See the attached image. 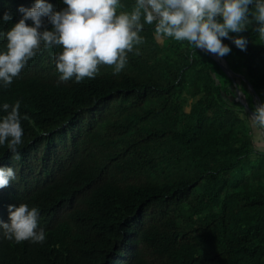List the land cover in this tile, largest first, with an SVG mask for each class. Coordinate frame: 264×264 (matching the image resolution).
Masks as SVG:
<instances>
[{
	"label": "trees",
	"instance_id": "obj_1",
	"mask_svg": "<svg viewBox=\"0 0 264 264\" xmlns=\"http://www.w3.org/2000/svg\"><path fill=\"white\" fill-rule=\"evenodd\" d=\"M32 3L0 0V14L13 13L0 30ZM120 3L130 11L135 0ZM254 23L240 33L246 50L223 38L251 110L246 82L264 94ZM140 35L118 74L102 64L94 77L59 81L56 46L0 89V102L19 99L28 117L20 160L0 145V165L16 171L0 188L1 220L24 202L39 207L46 232L42 244L0 235V264H264V148L231 78L186 41H158L152 25Z\"/></svg>",
	"mask_w": 264,
	"mask_h": 264
},
{
	"label": "clouds",
	"instance_id": "obj_2",
	"mask_svg": "<svg viewBox=\"0 0 264 264\" xmlns=\"http://www.w3.org/2000/svg\"><path fill=\"white\" fill-rule=\"evenodd\" d=\"M65 7L56 10L50 0H33L30 7L18 5L19 18L6 30H0V89L11 86L28 61L42 49L58 46L53 57L59 81L94 77L102 64L113 65V74L121 72L128 53L140 45L145 25L154 27L157 40L171 37L186 41L192 48L224 57L231 52L227 38L240 50L248 39L240 35L255 22L254 31L264 40V0H135L130 11H117L120 0H62ZM13 13L0 14V24L12 21ZM30 21V23L28 22ZM235 33V35H233ZM135 51L138 53L139 48ZM239 76V75H238ZM241 92V91H240ZM244 95V93L241 92ZM245 98V96H244ZM246 100V99H245ZM255 101L247 114L255 137L264 138V100ZM20 100L0 102V145H6L11 159L20 160L24 129ZM16 179L12 166L0 165V188ZM8 220H1L0 235L19 243H44L46 232L39 226L40 209L20 202L9 204Z\"/></svg>",
	"mask_w": 264,
	"mask_h": 264
},
{
	"label": "water",
	"instance_id": "obj_3",
	"mask_svg": "<svg viewBox=\"0 0 264 264\" xmlns=\"http://www.w3.org/2000/svg\"><path fill=\"white\" fill-rule=\"evenodd\" d=\"M208 54L215 60V62L217 63V65L220 67V69L228 76L231 78L232 83L234 85V90H235V94H236V100H239L244 107L246 108V110L248 111V113L250 114L252 112V110L249 108L244 95L242 94L241 96V92L239 90V88L237 87V84L235 83V79L234 76L237 75L238 73L234 72L227 64V60L224 57H217L215 54L213 53H209ZM238 76V75H237ZM248 87L251 89V92L253 94V100H257V103H260L259 101V96L257 94V92L252 88L251 84L249 82H247Z\"/></svg>",
	"mask_w": 264,
	"mask_h": 264
},
{
	"label": "rangeland",
	"instance_id": "obj_4",
	"mask_svg": "<svg viewBox=\"0 0 264 264\" xmlns=\"http://www.w3.org/2000/svg\"><path fill=\"white\" fill-rule=\"evenodd\" d=\"M234 70L235 71H238V72H236V73H238L237 75H239V76H241L240 74H239V71H241V69L238 67V66H234ZM243 70V69H242ZM234 71V72H235ZM237 75H235L234 77H236L237 78V80H238V76ZM243 80V79H242ZM245 83V82H244ZM247 83V82H246ZM241 84H243L242 82H241ZM240 84V85H241ZM242 86V85H241ZM243 88V91L246 93L247 92V94H248V91H251V89L248 87V84H247V86H246V88H244V87H242ZM241 96H242V94H241ZM249 103H250V107L251 108H253V106L254 105H256V104H254L255 102H254V100L250 97L249 99ZM259 100L260 101H262V100H264V94H259ZM245 110H246V108H244ZM254 133H255V130H254ZM254 137H255V135H254ZM261 140H262V142H259L258 144H259V146H262L261 148H264V138H260ZM255 140H257V137H255Z\"/></svg>",
	"mask_w": 264,
	"mask_h": 264
},
{
	"label": "bare ground",
	"instance_id": "obj_5",
	"mask_svg": "<svg viewBox=\"0 0 264 264\" xmlns=\"http://www.w3.org/2000/svg\"><path fill=\"white\" fill-rule=\"evenodd\" d=\"M34 185H35V184H34ZM67 203H68V202H67ZM74 205H75V204H74ZM62 206H63V205H62ZM59 211H60V210H59ZM53 213H54V212H53ZM53 213H52V214H53ZM72 213H73V212H72ZM56 217H57V216H56ZM47 226H48V225H47ZM47 237H49V236L47 235ZM36 245H37V244H36ZM39 247H40V246H39Z\"/></svg>",
	"mask_w": 264,
	"mask_h": 264
},
{
	"label": "flooded vegetation",
	"instance_id": "obj_6",
	"mask_svg": "<svg viewBox=\"0 0 264 264\" xmlns=\"http://www.w3.org/2000/svg\"><path fill=\"white\" fill-rule=\"evenodd\" d=\"M227 64H228V62H227ZM229 66V65H228Z\"/></svg>",
	"mask_w": 264,
	"mask_h": 264
}]
</instances>
